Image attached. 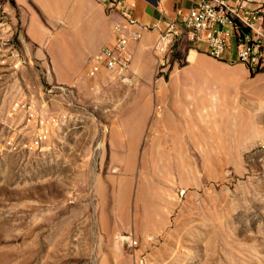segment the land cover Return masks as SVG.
<instances>
[{"label": "rangeland", "instance_id": "rangeland-1", "mask_svg": "<svg viewBox=\"0 0 264 264\" xmlns=\"http://www.w3.org/2000/svg\"><path fill=\"white\" fill-rule=\"evenodd\" d=\"M19 6L0 0V102L33 94L65 121L42 152L24 122L0 130V264H137L128 234L144 264H264V82L227 96L245 65L183 41L162 66L156 38L136 42L126 77L88 78L95 54L49 44L54 1Z\"/></svg>", "mask_w": 264, "mask_h": 264}, {"label": "built area", "instance_id": "built-area-1", "mask_svg": "<svg viewBox=\"0 0 264 264\" xmlns=\"http://www.w3.org/2000/svg\"><path fill=\"white\" fill-rule=\"evenodd\" d=\"M249 1L196 0L187 13L177 10L178 19H168L161 26L158 23L145 25L135 18L136 0H106L113 42L88 61L85 74L88 78H95L105 69L117 77H126L133 60L130 44L141 41L144 34L150 31L158 32L152 50L162 66L166 65L168 59L165 56L175 44L184 41L192 49L204 51L215 59L240 62L251 72L262 70L264 14L260 8L250 9ZM8 56L13 60L15 71L26 63L15 48L9 50ZM162 111V106L158 104L155 114L159 115ZM19 116H22L26 126L35 128L29 142V149L33 152L44 151L52 130L65 121L64 114L44 109L30 94L13 101L6 109L0 106V130ZM4 144L11 150L18 147L12 136ZM125 241L127 247L133 250L137 264H144L137 252L139 241L130 234L126 235Z\"/></svg>", "mask_w": 264, "mask_h": 264}, {"label": "crops", "instance_id": "crops-1", "mask_svg": "<svg viewBox=\"0 0 264 264\" xmlns=\"http://www.w3.org/2000/svg\"><path fill=\"white\" fill-rule=\"evenodd\" d=\"M18 5L23 6L25 0H15ZM55 6V13L53 20L56 22L55 27L57 30L52 35L50 46L55 51L59 48L64 49L66 53H73L75 50L77 53H82L85 59L89 55L98 53L103 47L104 37L106 32L107 22L109 25L110 38L113 42V34L111 30V16L107 11L106 0H53ZM196 0H136V7L134 10L135 18L145 24L152 25L155 23L164 26V22L168 19H178L177 10H182L187 13L189 9L195 4ZM232 3L235 0H230ZM19 6V7H20ZM250 9L260 8L264 14V0H250L248 4ZM62 25H65L64 27ZM55 28V29H56ZM157 31H150L144 34L141 41L145 43L151 42L154 38H157ZM102 38V39H101ZM86 41V42H85ZM103 41V42H101ZM112 44V43H111ZM109 44V45H111ZM103 46V47H102ZM108 46V45H106ZM140 47V46H139ZM136 42L130 44V49H139ZM81 48V51L79 50ZM263 49H264V37H263ZM231 56V54H229ZM52 69L58 68L59 63L51 62ZM264 64V57H263ZM244 65V64H243ZM250 70L248 69V72ZM16 73L21 72L19 70ZM23 73V72H22ZM250 77H242L237 79H231L226 83L224 89L225 94L238 95L242 93L243 97L250 93V83L256 84L257 82H264V69L257 71L256 73L249 72ZM19 84L26 86L29 84L27 79L23 76L17 77ZM53 81V80H51ZM259 91V89H258ZM261 93H264V86L261 88ZM33 95V94H32ZM35 96L37 102L38 97ZM23 96L10 101L8 104L0 102L2 109H6L11 103ZM242 97V98H243ZM241 100V99H240ZM250 100V99H249ZM249 100L247 99L246 101ZM39 103V102H38ZM40 104V103H39ZM41 105V104H40ZM23 123L22 116L9 121V128L14 127V135L19 131Z\"/></svg>", "mask_w": 264, "mask_h": 264}, {"label": "bare ground", "instance_id": "bare-ground-1", "mask_svg": "<svg viewBox=\"0 0 264 264\" xmlns=\"http://www.w3.org/2000/svg\"><path fill=\"white\" fill-rule=\"evenodd\" d=\"M194 57H195V53H192L191 58H194Z\"/></svg>", "mask_w": 264, "mask_h": 264}, {"label": "trees", "instance_id": "trees-1", "mask_svg": "<svg viewBox=\"0 0 264 264\" xmlns=\"http://www.w3.org/2000/svg\"><path fill=\"white\" fill-rule=\"evenodd\" d=\"M12 3L14 4V0H12ZM251 73H253V72H251Z\"/></svg>", "mask_w": 264, "mask_h": 264}, {"label": "water", "instance_id": "water-1", "mask_svg": "<svg viewBox=\"0 0 264 264\" xmlns=\"http://www.w3.org/2000/svg\"><path fill=\"white\" fill-rule=\"evenodd\" d=\"M125 239H126V236H125Z\"/></svg>", "mask_w": 264, "mask_h": 264}]
</instances>
